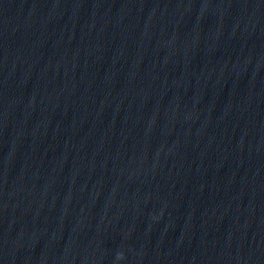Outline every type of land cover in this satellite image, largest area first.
I'll list each match as a JSON object with an SVG mask.
<instances>
[{
	"label": "water",
	"instance_id": "obj_1",
	"mask_svg": "<svg viewBox=\"0 0 264 264\" xmlns=\"http://www.w3.org/2000/svg\"><path fill=\"white\" fill-rule=\"evenodd\" d=\"M0 264H264V0H0Z\"/></svg>",
	"mask_w": 264,
	"mask_h": 264
}]
</instances>
